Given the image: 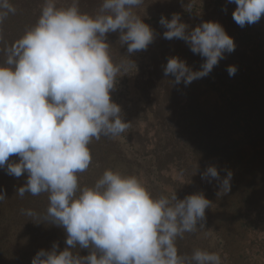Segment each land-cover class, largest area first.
Masks as SVG:
<instances>
[{
    "label": "clouds",
    "instance_id": "1",
    "mask_svg": "<svg viewBox=\"0 0 264 264\" xmlns=\"http://www.w3.org/2000/svg\"><path fill=\"white\" fill-rule=\"evenodd\" d=\"M144 2L100 0L87 12L80 0L62 6L42 0L35 22L18 38L8 43L0 34V170L16 178L26 174L18 196L47 195L43 213L21 209L23 215L65 233L62 250L54 241L49 249H39L31 264H223L217 252L195 248L181 255L177 248L178 238L204 227L205 210L213 203L202 192L183 199L176 191L154 196L137 175L112 169L91 185L79 183L92 161L91 142L119 137L130 127L111 92L121 73L136 69L131 55L154 40V30L135 11ZM227 3L235 5L231 15L241 28L264 15V0ZM15 13L11 0H0V26ZM158 23L166 29L164 39L183 40L203 58L193 70L179 57H168L163 75L174 77L173 84L187 86L208 76L236 47L218 21L190 27L173 13L171 19L161 15ZM117 32L121 47L126 45L119 63L107 40ZM236 71L227 67L229 76ZM200 175L209 183L218 181V193L230 191V171L221 179L210 165ZM5 200L0 188V203Z\"/></svg>",
    "mask_w": 264,
    "mask_h": 264
},
{
    "label": "rangeland",
    "instance_id": "2",
    "mask_svg": "<svg viewBox=\"0 0 264 264\" xmlns=\"http://www.w3.org/2000/svg\"><path fill=\"white\" fill-rule=\"evenodd\" d=\"M68 2L58 0V6ZM11 3L16 13L10 14L0 28L8 32L5 37L15 33L18 38L35 22L42 0H11ZM99 3L100 0H80V8L93 12ZM234 7L227 0H145L144 5L135 9L154 30V40L146 50L131 55L136 69L132 67L121 73L111 92L112 100L120 105L130 127L119 137L102 136L91 142L92 161L88 170L79 174V183L91 185L105 169H112L137 175L154 196L176 191L177 197L183 199L202 192L213 204L205 210L204 227L177 239L179 254L190 255L193 249L202 248L219 253L223 264H264V165L257 162L240 135L233 139L247 152V159L226 160L224 149L228 144L222 129L225 119L221 108L228 87L257 81L258 69L264 72V15L259 22L241 28L232 18ZM173 13H179L190 27L202 20L218 21L236 45L208 76L187 86L183 82L173 84L174 77L163 75V66L171 56L184 60L193 70H198L203 62L183 40L163 38L166 29L158 21L161 15L171 19ZM118 35V32L107 34L116 63L126 55V45L121 47ZM229 65L237 69L233 76L227 72ZM195 102L204 114L213 110L218 116L213 127L217 128L221 142L218 150L225 156H195L198 135L203 137L202 144L210 140V135L194 131L190 125L194 120L182 121L180 117L181 114L192 116ZM195 164L199 167L191 175ZM210 165L217 168L221 179L228 171L232 173L231 188L226 195L218 193L219 182L215 179L211 183L201 179L200 174ZM25 182L26 174L16 178L0 170V188L7 198L0 203V264H31L36 252L49 249L54 241L61 250L65 247L63 229L35 223L21 213V209L43 213L48 204L46 194L18 196L16 189Z\"/></svg>",
    "mask_w": 264,
    "mask_h": 264
},
{
    "label": "trees",
    "instance_id": "3",
    "mask_svg": "<svg viewBox=\"0 0 264 264\" xmlns=\"http://www.w3.org/2000/svg\"><path fill=\"white\" fill-rule=\"evenodd\" d=\"M28 15H32L30 10ZM5 33H8L6 29L0 28V34L3 35L6 42L11 43L16 39L15 33H12L10 37H5ZM2 60L3 54H0V61ZM257 76L259 77L257 81L232 85L225 91L221 108L224 109L223 116L225 120L222 129L227 137L228 148L224 149V153L227 156L221 154L218 150L221 142H219L217 136V128L213 127L218 120L215 111L211 110L204 114V112H201L197 102H195L196 107L192 110V116L180 115L183 118L182 121L194 120L190 125L194 126L195 132L201 133V135H210V140L205 144H202L203 137L200 138V135H198L199 143H196V145L199 148H196L195 156L199 154L201 156L205 154V157L208 155H213L214 157L224 155L228 162L236 161L237 158L246 160L247 152L241 150L233 139L235 135H240L243 136L244 144L246 143L251 148L253 157L257 159V162H261L264 165V72L258 69Z\"/></svg>",
    "mask_w": 264,
    "mask_h": 264
}]
</instances>
